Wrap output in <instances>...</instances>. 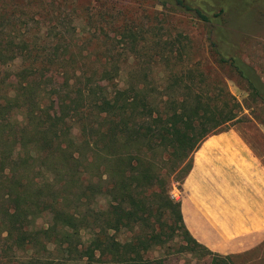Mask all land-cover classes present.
I'll return each instance as SVG.
<instances>
[{
	"label": "trees",
	"instance_id": "obj_1",
	"mask_svg": "<svg viewBox=\"0 0 264 264\" xmlns=\"http://www.w3.org/2000/svg\"><path fill=\"white\" fill-rule=\"evenodd\" d=\"M154 1L205 24L218 68H226L248 98L264 106L262 77L222 28L226 11L242 10L250 0ZM5 35L0 264H51L56 252L84 264H164L146 254L176 238L185 242L180 251L209 256L210 264L241 255H220L193 238L170 194L172 176L190 160L187 175L200 141L229 130L225 125L236 120L239 105L232 98L209 96L196 67L168 68L163 78L141 70L143 77L131 73L119 86L116 65L106 62L101 71L75 66L64 59L68 50L59 54L25 36ZM119 35L136 44L135 32L122 29ZM47 209L49 224L37 226ZM19 251L24 260H14Z\"/></svg>",
	"mask_w": 264,
	"mask_h": 264
},
{
	"label": "rangeland",
	"instance_id": "obj_2",
	"mask_svg": "<svg viewBox=\"0 0 264 264\" xmlns=\"http://www.w3.org/2000/svg\"><path fill=\"white\" fill-rule=\"evenodd\" d=\"M222 19L229 40L264 81V5L250 0L243 4L242 10L229 8ZM0 21L1 37L25 36L39 48L58 49L59 54L68 50L65 54L70 57L64 59L72 65L96 67L100 71L106 62L108 66L116 65L119 76L114 82L119 86L132 77L131 73L133 78L143 77L137 72L141 70L150 78H163L162 70L186 71L196 67L203 73L202 87L209 96L219 100L230 97L239 105L236 120L225 128L236 130L264 164V106L253 103L226 68H218L209 52L205 24L190 14L173 11L154 0H0ZM122 29L135 32V45L129 40L122 41L119 35ZM53 64L65 63L56 60ZM1 74L11 76L3 69ZM189 163L190 160L185 161L172 176L173 185L182 180ZM50 218L51 210L47 209L35 223L45 227ZM128 236L131 238L132 233ZM184 243L176 238L146 256L162 258L164 264H210L209 256L180 251ZM25 258L19 251L14 260ZM48 260H52L51 264H84L59 252ZM225 263L264 264V245Z\"/></svg>",
	"mask_w": 264,
	"mask_h": 264
},
{
	"label": "crops",
	"instance_id": "obj_3",
	"mask_svg": "<svg viewBox=\"0 0 264 264\" xmlns=\"http://www.w3.org/2000/svg\"><path fill=\"white\" fill-rule=\"evenodd\" d=\"M192 152L184 179L172 186L183 223L220 255L264 243V164L234 129L208 135Z\"/></svg>",
	"mask_w": 264,
	"mask_h": 264
}]
</instances>
